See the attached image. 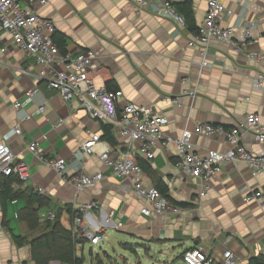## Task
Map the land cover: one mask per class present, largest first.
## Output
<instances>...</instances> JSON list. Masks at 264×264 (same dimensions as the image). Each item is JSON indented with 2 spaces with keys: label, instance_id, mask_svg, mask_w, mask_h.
Returning a JSON list of instances; mask_svg holds the SVG:
<instances>
[{
  "label": "crops",
  "instance_id": "crops-1",
  "mask_svg": "<svg viewBox=\"0 0 264 264\" xmlns=\"http://www.w3.org/2000/svg\"><path fill=\"white\" fill-rule=\"evenodd\" d=\"M208 2L194 0L198 27L204 21ZM224 2L233 13L225 15L223 25L237 27L240 38L245 21H256V42L237 49L231 43L213 40L206 66L202 65L200 45H189L198 30L191 31L187 25L161 16L158 6L141 7L135 0H46L45 3L30 0V6L55 22L56 33L63 34L66 40L67 53L74 55L86 50L96 53L93 64V68L99 69L95 74L96 85L122 90L124 96L118 102L119 108L128 101L154 104L170 119L165 133L177 136L186 125L192 128L196 122L234 127L249 112H258L264 120V85L255 86L264 63L248 56L252 49L264 52V0ZM21 68L36 73L40 67L0 28V144L4 135L21 123L23 134L12 136L8 145L30 164L32 172L26 181L12 182L17 198L3 207L0 196V264H36L30 243L37 236H31L35 232L33 223L19 217L21 209L28 204L38 208L41 222L46 211H61L62 225L75 230L66 205L80 209L91 201L99 204L89 211L104 241L106 236H114L108 240L113 248V243H122L115 232L123 231L137 248L146 252V259L152 264L156 254L166 261L179 259V263L186 264L182 254L192 247L203 248L218 262L223 261L226 250L238 257V264H250L253 256L264 255V202L243 201V187H264V173L253 176L243 161L225 163L213 187L197 202L198 179L177 167L173 146L167 149L160 144L153 159L139 156L147 183L155 186L154 176L161 177L169 187L170 196L186 206L179 214L147 217L141 212L144 202L133 193L131 182L114 176L101 161L104 143H110L105 139L103 123L93 119L79 101H64L44 81L22 73ZM184 78H188L187 83ZM35 83L39 92L34 100L24 110H16L14 101L22 98ZM193 88H197L195 96H183L185 90ZM180 96L182 106L171 102ZM44 103L47 105L44 113L25 120L28 112ZM60 120L63 124L57 126ZM113 134L117 144L112 146L117 149L121 142L118 128L113 127ZM93 135H98L101 142L95 144L92 153L79 158V149ZM33 139L48 155L65 158L71 174L102 171L105 178L96 186L77 192L27 149V142ZM242 141L251 152L258 153L262 148L251 133ZM194 142L203 153L210 148L221 151L228 148L221 136H195ZM4 178L0 175V182ZM33 192L46 197L42 205L30 203ZM112 212L113 222L107 221ZM119 221L124 223L121 228L114 224ZM15 234L27 236L28 241L18 244ZM50 264L66 263L52 260Z\"/></svg>",
  "mask_w": 264,
  "mask_h": 264
},
{
  "label": "built area",
  "instance_id": "built-area-1",
  "mask_svg": "<svg viewBox=\"0 0 264 264\" xmlns=\"http://www.w3.org/2000/svg\"><path fill=\"white\" fill-rule=\"evenodd\" d=\"M135 1L141 7L158 6L161 16L187 25L185 17L177 11L173 0ZM42 2L45 3L46 0ZM30 5V0H0V28L8 32L13 42L40 67L36 73L26 68H21L20 71L32 75L35 80L44 81L50 89L58 92L64 101L71 102L76 99L93 119L118 128L121 140L118 148L104 143L100 158L114 176L131 182L133 193L144 202L141 212L145 216L179 214L183 211L182 206L173 203L156 186L147 183L144 168L140 163L139 156L147 160L153 159L160 144L167 149L173 146L177 167L188 176L198 179L200 190L197 202L213 187L225 163L243 161L248 164L253 176L264 173V120L258 112L247 113L234 127L204 121L196 122L192 128L186 125L180 135H167L165 127L170 123V119L166 114L157 110L154 104L141 105L131 101L119 108L118 102L124 96L123 91L108 88L106 85H96L95 74L99 72V69L93 68L96 53L93 50L81 51L74 55L62 53L54 40L55 22L40 15ZM232 13L233 10L226 6L224 0H209L204 21L198 27L196 38L189 42L191 47L200 45L204 57L203 66L208 65L207 54L213 40L231 43L237 49L247 48L256 42V21H245L240 38L237 36V27L231 24L223 25L225 15ZM248 56L260 64L264 63V52L260 50L252 49ZM183 81L187 83L188 78ZM263 85L264 70L259 72L255 79L257 88H262ZM38 92L39 85L35 83L26 90L22 98L14 101L15 109L24 110ZM196 93L197 88L187 89L183 96H195ZM181 99L182 96L175 97L171 102L182 106ZM46 106L45 103L38 105L35 111L26 114L25 120H32L44 113ZM62 124L63 120H60L56 125ZM247 133H251L262 145L258 153L249 151L244 145L242 140ZM22 134V124L17 123L4 135L0 144V175H14L26 181L32 175L31 166L8 145L12 136ZM195 136L224 137L228 148L226 151L210 148L206 153L200 152L194 142ZM98 142H101L98 135L89 138L79 149V158L92 153ZM27 149L40 163L53 168L62 180L73 185L79 193L96 186L105 178L102 171H78L71 174L66 159L48 155L36 139L27 142ZM243 201L264 202V187H243ZM98 207L97 201L86 203L80 208L81 213L76 214L74 218L75 230H80L78 235L89 240L94 246L104 241L103 235L98 232L100 227L95 228V220L89 211ZM56 217V212L52 210L42 214L44 220H54ZM106 220L113 222V212ZM114 224L119 228L124 225L122 221ZM183 258L186 264H238L239 261L231 250H226L223 261L218 262L201 247L186 250Z\"/></svg>",
  "mask_w": 264,
  "mask_h": 264
},
{
  "label": "trees",
  "instance_id": "trees-1",
  "mask_svg": "<svg viewBox=\"0 0 264 264\" xmlns=\"http://www.w3.org/2000/svg\"><path fill=\"white\" fill-rule=\"evenodd\" d=\"M173 4L177 11L185 17L189 29L191 31H197L198 26L195 17L194 0H183L181 2L173 1ZM54 40L62 53L68 52L66 40L63 34L55 33ZM108 88L112 87L108 86ZM103 128L105 139H107L111 145L117 144L116 138L113 134V126L111 124L103 123ZM140 163L144 167L143 161L140 160ZM4 177V181L0 182V196L3 207L6 205L7 201L18 197V192L14 191L11 185L14 181H20V178L14 175ZM154 184L161 191V193L173 203L182 207L186 206L185 203H179L170 196L169 187L161 177L156 178L154 176ZM45 198L46 197L43 195L33 192L29 201L30 203L38 202L42 205ZM66 207H68V211L71 213V217L74 222L76 214L81 213L80 209H75L70 204H67ZM38 211V208L28 204L26 207L21 209L19 213V217L21 219L33 223V230H44H42L40 234L30 241L35 263L50 264L52 260H55L67 264H84L85 256L83 253H78V245L87 240L78 235V232L80 231L79 228L77 231L65 228L60 220L61 211H56L57 217L54 220H44L41 222L38 216ZM14 238L20 245L28 241L27 236L20 234H15ZM124 245L127 247L132 246L129 242ZM98 259V264L104 263L100 257ZM250 264H264V255L259 254L257 256H253L250 259Z\"/></svg>",
  "mask_w": 264,
  "mask_h": 264
},
{
  "label": "rangeland",
  "instance_id": "rangeland-1",
  "mask_svg": "<svg viewBox=\"0 0 264 264\" xmlns=\"http://www.w3.org/2000/svg\"><path fill=\"white\" fill-rule=\"evenodd\" d=\"M41 231L37 230L34 233H31V236L38 235ZM115 236L119 237V239H122V243H113V248L111 245H109V241H111L114 236H106L107 241H109H102L96 246H94L89 240L81 243L78 252L84 254V264H98L99 257L103 260V264H152L151 260L146 259V252L140 248H137L138 246L133 243L134 241L127 233L123 231H117L115 232ZM125 242L133 244L131 247H127L123 244ZM105 252H108L109 255H107ZM155 257L156 260L154 264L179 263V259L175 260V262L172 261L173 259L166 261L160 254H156Z\"/></svg>",
  "mask_w": 264,
  "mask_h": 264
}]
</instances>
